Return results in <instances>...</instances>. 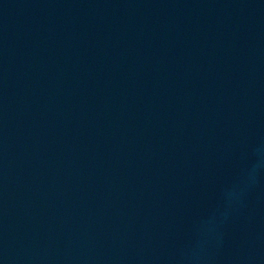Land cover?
<instances>
[{
	"label": "water",
	"instance_id": "water-1",
	"mask_svg": "<svg viewBox=\"0 0 264 264\" xmlns=\"http://www.w3.org/2000/svg\"><path fill=\"white\" fill-rule=\"evenodd\" d=\"M0 264H264V0H0Z\"/></svg>",
	"mask_w": 264,
	"mask_h": 264
}]
</instances>
